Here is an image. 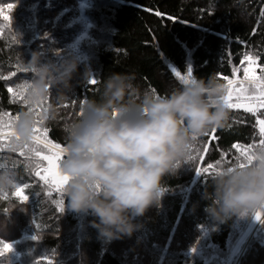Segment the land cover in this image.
<instances>
[{"label":"trees","instance_id":"1","mask_svg":"<svg viewBox=\"0 0 264 264\" xmlns=\"http://www.w3.org/2000/svg\"><path fill=\"white\" fill-rule=\"evenodd\" d=\"M0 9V77L6 78L0 79V110L14 117L25 109L16 90L31 79V72L20 69L34 51L40 52L42 62L59 64L69 56L78 60L70 98L57 105L56 120L41 125L49 129V139L63 146L65 120L77 115L86 99L98 98L104 78L113 72L134 73L142 89L159 95L179 82L173 69L186 75L191 67L197 77L214 73L226 83L222 77L231 79L246 53L259 57L257 72L264 67V0H246L244 23L232 0H0ZM89 69L92 74L85 79ZM92 79L97 84H90ZM230 111L228 126L216 131L218 139L211 138V130L200 138L191 167L185 164L164 177L160 206L138 218L143 227L131 237L99 238L93 216L75 213L65 202L60 211L56 201L64 196L46 195L43 182L31 170H21V183L30 185L24 190L28 201L13 192L0 197V240L12 245L0 264H44V257L53 264H215L196 254V247L210 243L226 260L229 240L235 242L249 229L252 233L232 263L264 264V224L254 216L226 222L208 217L202 197L214 170L196 172L218 159L219 168L236 162L239 153L233 144L259 143L257 120L264 119V109ZM9 200L18 208L11 210Z\"/></svg>","mask_w":264,"mask_h":264},{"label":"clouds","instance_id":"2","mask_svg":"<svg viewBox=\"0 0 264 264\" xmlns=\"http://www.w3.org/2000/svg\"><path fill=\"white\" fill-rule=\"evenodd\" d=\"M232 6L239 21L246 22V0H232ZM23 66L32 76L23 89L26 107L13 119L0 152V193H12L21 183V170L35 165L34 129L38 121L44 125L57 119V105L70 98L78 60L69 56L59 64L42 62L34 51ZM91 74L87 70L85 79ZM226 95L225 83L214 73L179 81L159 95L142 89L134 73L107 75L98 98L86 99L78 114L64 122L59 171L68 178L66 207L93 216L101 239L131 237L143 227L138 218L160 206L164 177L185 164L191 167L200 138L228 126L232 114ZM19 152L23 159L15 155ZM202 198L214 221L264 214V145H253L243 166L237 160L214 171ZM8 203L11 210L18 208Z\"/></svg>","mask_w":264,"mask_h":264},{"label":"snow or ice","instance_id":"3","mask_svg":"<svg viewBox=\"0 0 264 264\" xmlns=\"http://www.w3.org/2000/svg\"><path fill=\"white\" fill-rule=\"evenodd\" d=\"M7 7L9 9L13 8V4H8ZM3 14V10L0 9V15ZM157 15H161L157 13ZM4 20H8V16L3 17ZM244 60L248 62V67L244 68V81L232 80L228 79L227 76L222 77V79L226 80L227 83V95L224 97L226 105L231 108H239L241 106L245 107L247 111L254 112L256 108L254 106L264 107V67L260 68V74L256 73V66L259 57H254L250 54H245ZM22 72H30L31 70L27 68H21ZM173 73L175 77L180 82H187L192 78V69L191 67L187 68V74L182 75L180 71L173 69ZM233 75H235V69L233 70ZM0 79H6L5 77H0ZM27 80L24 81L23 84L17 86L16 95L23 101L24 103V95L23 89L27 84ZM90 84L95 85L97 81L92 79L89 81ZM243 83H247L248 87H240L238 91H236L235 86L241 85ZM8 91L11 93L13 91L12 88H9ZM235 92L237 100H245L247 103L244 105L234 104L232 103V97ZM248 92H251L252 95H247ZM17 116V115H16ZM16 116H10L8 113L0 110V148H4L5 144L3 141L5 139L8 140L11 131H12V121ZM257 123L259 125V133L261 139L259 140V144L264 145V119H258ZM217 129H212L209 135L212 139H218L216 136ZM33 149L32 154L36 161L35 165L31 168L32 173L39 178L40 181L43 182L45 187L47 188V192L45 193L48 196H51L52 192L59 193L61 197H63V189L68 180L66 176H63L59 171V162L64 154V146L61 143H54L52 139H49V129L47 127H41V122H37V126L34 129V137H33ZM253 145L250 144L247 146H242L240 144H233L231 147L235 149L239 155L236 160L241 162V166H243V161L249 158V153L253 148ZM207 151V148H205ZM19 155L23 156V152H19ZM203 159V157H201ZM46 162V163H45ZM222 160L218 159L215 162V165L210 164L208 168H197L196 172L198 175L202 173H207L210 169L216 171L219 169ZM30 185L27 183H20L16 189L13 191V195L19 197L22 202H27L29 196L25 194V189L29 188ZM0 197L7 198V193H0ZM63 199L56 201L57 208L60 211H63ZM264 214L256 213L255 219L259 221L261 224H264ZM39 227V225H37ZM32 239L36 240L37 237L34 235ZM12 249V245L5 242L4 240H0V257L4 256L5 253L10 252ZM191 251H195V247L191 249ZM44 264H53L52 260L47 257L42 258Z\"/></svg>","mask_w":264,"mask_h":264},{"label":"rangeland","instance_id":"4","mask_svg":"<svg viewBox=\"0 0 264 264\" xmlns=\"http://www.w3.org/2000/svg\"><path fill=\"white\" fill-rule=\"evenodd\" d=\"M245 67H248V62L247 61H245V63L235 72V75L231 79L232 80L244 81V68ZM254 67H256V73H257V75H259L260 73L257 72V66H254ZM240 87L247 88L248 85H247V83H243L241 85H236L235 86L236 91H238ZM247 95H252V93L248 92ZM231 102L234 103V104H241V105H244L245 103H247V101H245V100H237L235 92L233 94ZM254 107L256 108L255 111H257L259 109H264V107H260V106H254ZM239 108H242V109L246 110V108L243 107V106H241ZM254 223H255V221H253L251 227L254 225ZM255 226H256V224H255ZM254 227H253V229H254ZM249 231H250V233H252V229L251 230L249 229L245 235H243L240 238L236 239L235 242H234V240H231L232 238L229 240V244H228L227 247H228V250L230 249V252L225 250L226 254H228V257H227L226 260H224V258L219 254L220 253V248L215 247L214 245H212L210 243H208V244H203L202 243L201 245L196 247L197 250L195 251V253L196 254H200L201 253L202 255H205L204 259H205L206 262H209L212 259H214L215 260V264H230V263L234 264V262L232 263V261L233 260L235 261L236 257H238L239 254L242 252V250H243L242 242L246 239L245 236L248 235ZM203 237H206V233L203 235ZM232 243H234V244L232 245ZM207 249H209V251H207Z\"/></svg>","mask_w":264,"mask_h":264}]
</instances>
